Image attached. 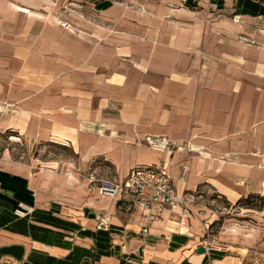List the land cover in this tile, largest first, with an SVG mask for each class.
<instances>
[{
	"label": "crops",
	"instance_id": "crops-1",
	"mask_svg": "<svg viewBox=\"0 0 264 264\" xmlns=\"http://www.w3.org/2000/svg\"><path fill=\"white\" fill-rule=\"evenodd\" d=\"M0 119L101 163L0 165V264H241L200 240L191 204L203 186L229 202L264 195V0H0ZM162 160L192 195L185 226L98 193ZM105 164L115 174L96 177Z\"/></svg>",
	"mask_w": 264,
	"mask_h": 264
},
{
	"label": "rangeland",
	"instance_id": "rangeland-1",
	"mask_svg": "<svg viewBox=\"0 0 264 264\" xmlns=\"http://www.w3.org/2000/svg\"><path fill=\"white\" fill-rule=\"evenodd\" d=\"M7 119H0V165L18 166L27 171H39L48 163L59 169L70 167L88 175L101 164L96 158L90 165H83L70 148L55 142L30 140L15 128H5ZM78 164L81 169H78ZM96 168L94 175H114L111 166ZM191 215L203 227L201 241L214 239L227 244L239 256L241 264H264V199H253L255 207H244L219 196L211 187L203 186L195 192Z\"/></svg>",
	"mask_w": 264,
	"mask_h": 264
},
{
	"label": "built area",
	"instance_id": "built-area-1",
	"mask_svg": "<svg viewBox=\"0 0 264 264\" xmlns=\"http://www.w3.org/2000/svg\"><path fill=\"white\" fill-rule=\"evenodd\" d=\"M216 9V5H213ZM143 143L150 149L170 154L177 146L162 137L145 136ZM100 195L112 198H125L128 209L160 211L167 208L178 215V223L185 226L190 215L188 203L192 201L190 194H178L168 173L167 164L161 161L153 165H135L130 168L122 179H101L97 186ZM20 215V209L15 210ZM109 214L103 212L97 222V227L106 225ZM141 235L148 233L147 227H142Z\"/></svg>",
	"mask_w": 264,
	"mask_h": 264
},
{
	"label": "trees",
	"instance_id": "trees-1",
	"mask_svg": "<svg viewBox=\"0 0 264 264\" xmlns=\"http://www.w3.org/2000/svg\"><path fill=\"white\" fill-rule=\"evenodd\" d=\"M253 199H264V195L251 193L247 196L239 198L236 203L244 207H255V205H253L251 202Z\"/></svg>",
	"mask_w": 264,
	"mask_h": 264
},
{
	"label": "water",
	"instance_id": "water-1",
	"mask_svg": "<svg viewBox=\"0 0 264 264\" xmlns=\"http://www.w3.org/2000/svg\"><path fill=\"white\" fill-rule=\"evenodd\" d=\"M205 251V248L203 247V246H199L198 248H197V252L198 253H202V252H204Z\"/></svg>",
	"mask_w": 264,
	"mask_h": 264
}]
</instances>
